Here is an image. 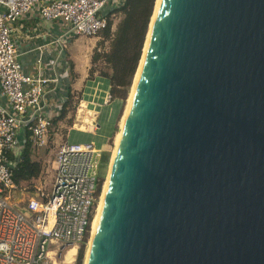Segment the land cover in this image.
<instances>
[{
  "label": "water",
  "instance_id": "water-1",
  "mask_svg": "<svg viewBox=\"0 0 264 264\" xmlns=\"http://www.w3.org/2000/svg\"><path fill=\"white\" fill-rule=\"evenodd\" d=\"M86 264H264V0L160 1Z\"/></svg>",
  "mask_w": 264,
  "mask_h": 264
},
{
  "label": "built area",
  "instance_id": "built-area-1",
  "mask_svg": "<svg viewBox=\"0 0 264 264\" xmlns=\"http://www.w3.org/2000/svg\"><path fill=\"white\" fill-rule=\"evenodd\" d=\"M125 0H0V264H64L70 248L76 254L89 236L96 205L100 199L103 151L92 141L65 142L55 154L50 190L37 189L12 202L20 189L13 180V169L28 135L32 151L46 148L54 128L53 119L61 111L65 92L70 88L68 62L43 61L51 43L36 47L38 56L31 72L18 60V45L13 37L15 25L35 9L39 19L62 23L60 45L71 38L102 35L121 15ZM119 22V21H118ZM118 24V23H117ZM22 137V138H20ZM22 139V143L20 142ZM23 194L22 192L20 195ZM51 246L56 249L50 250Z\"/></svg>",
  "mask_w": 264,
  "mask_h": 264
},
{
  "label": "trees",
  "instance_id": "trees-1",
  "mask_svg": "<svg viewBox=\"0 0 264 264\" xmlns=\"http://www.w3.org/2000/svg\"><path fill=\"white\" fill-rule=\"evenodd\" d=\"M154 2L155 0H125L123 7L119 10L122 18L119 20L112 34L108 51L101 54H93L92 62L103 57L104 62L112 71L111 75H102V77L108 79L110 84L108 92L109 102H107L105 108L101 107V120L96 124L102 128H110V123L106 121V117L114 113L118 109L119 103L127 98L132 79L141 58ZM110 25L111 22L108 23L107 28L102 33L105 38H110L111 36ZM67 62L69 67L68 77L70 78L69 81H71L73 77V65L70 61ZM70 96V89H68L65 92V100L61 105V111L53 119L54 126L65 118ZM20 142H23L22 139H20ZM31 152L33 151L28 141V135H26L21 151L10 155L11 164L15 161L17 155L21 158L20 162L13 169V180L17 185L21 182L36 179L41 173L39 164L31 160ZM108 161L109 154L103 153L101 157L102 170L106 168ZM83 245L78 250L76 264H82L84 255Z\"/></svg>",
  "mask_w": 264,
  "mask_h": 264
},
{
  "label": "rangeland",
  "instance_id": "rangeland-1",
  "mask_svg": "<svg viewBox=\"0 0 264 264\" xmlns=\"http://www.w3.org/2000/svg\"><path fill=\"white\" fill-rule=\"evenodd\" d=\"M121 18H122V16L120 15L119 17L114 19L112 29H114L116 27L118 21ZM55 23L59 27L62 28V23L60 21H57ZM81 38H83V39L77 40L78 44H82L85 46L93 45V48L91 49V51H89V52L86 51L85 54L83 55V58H81V60H80L79 66H80L81 70L85 72V78L82 80V84L78 88H75V86H73L74 88L73 87L69 88L71 96H70V99L68 102V107L66 109V116L61 122H59L52 129V131L50 133V137H49L48 146L46 148H42L39 151L31 152V160L33 162H36L39 164V166L41 168V173L36 179L30 180L28 182H21L19 184L20 189L21 190L25 189V191H19V193L15 195L14 202H12L18 208H20V206H21V200L25 199L28 194H30V195L34 194L37 189H40L45 194L49 192L50 184H51L52 178H53L54 167H55V163H54L55 154L58 150V147L61 144L65 143V142H73V141H79V142L82 141L83 142V141L92 140L91 138L93 136H91V133L90 134L87 132L82 133V132H78L75 130L76 127L84 124L83 118H80V119L77 118V109H78L81 101L83 100V97H84V94L86 91V86H87L88 82H91V83H95V82L103 83L104 82V83H106L107 84L106 91L104 90L105 92H102L100 95V96H103L100 99V102L102 103L101 107L105 108V105L107 104V102H109L108 92H109L110 84H109L108 79L102 77V75H104V74L111 75L112 71H111L110 67L104 62L103 57H101L100 59H98L95 62H92V57H93L94 53L101 54L102 52L108 51L110 42L107 40H109V38H105L104 34H102L98 37H92V38L81 37ZM67 43L64 44V46H67L68 45ZM73 68L75 69L74 63H73ZM76 76H78V75L76 74ZM73 77L75 79V75ZM73 77H72V79H73ZM86 80H88V81H86ZM83 81H86L84 84V87H83V83H84ZM131 87H132V85H131ZM131 87H130V89H131ZM130 89H129V92H130ZM128 95H129V93H128ZM128 95H127V97H128ZM126 100H127V98L124 101H121L119 103L118 109L114 113H112L113 115L110 114V116H112L111 118H110V116L106 117V121H109V123H110L109 129H105V128H102L101 126L96 125L101 120L102 110H100L94 117V122H95L94 139L99 141L103 153L109 154L108 164H107L106 168H104L101 171V175L103 176V184H102L101 190L103 188V185L105 183V178H106L107 173H108L110 158L112 157V152H113V149L115 146V136H116V133L120 131L119 122L122 118L124 108L126 106ZM89 105H91V104H89ZM87 111H93L92 106H89L87 108ZM89 116L90 115H87V114L85 115L86 118L90 119L91 116L90 117ZM21 192L23 194L20 195ZM87 238L89 239V236H87ZM88 239H86L84 241V245H83L84 255H83L82 264H84V261H85ZM49 249L54 250V249H56V247L51 246ZM75 259H76L75 260V264H76L77 257Z\"/></svg>",
  "mask_w": 264,
  "mask_h": 264
},
{
  "label": "crops",
  "instance_id": "crops-1",
  "mask_svg": "<svg viewBox=\"0 0 264 264\" xmlns=\"http://www.w3.org/2000/svg\"><path fill=\"white\" fill-rule=\"evenodd\" d=\"M40 1L47 2L49 0H40ZM14 29L15 30L13 32V37L15 38L18 45V54H19L18 60L26 72L32 71V66L34 65V61L38 56V51L35 50L36 47L42 45L43 43L46 44L51 43V45L48 47V52L47 51L42 52L43 61L47 62L52 59L55 61L57 60L70 61L72 65L74 63L75 69L73 68V74L75 75V79L73 77V79L71 78V81H69L70 87L75 86V88H78L82 84V80L85 78V72L82 71L79 66L80 60L81 58H83V55L85 54L86 51L87 52L91 51L93 45L85 46L82 44H78L77 40L83 39L81 37L71 38L70 41H68V43L65 42L63 43V45H60L58 42L56 43L57 39L61 37V35L63 34L62 28L59 27L56 23L45 22L39 19L35 9L31 11L21 22L15 25ZM66 43L68 45L64 46V44ZM75 73L78 76H76ZM86 81H83L84 82L83 87ZM106 86L107 84L104 82L103 83L88 82L83 100L81 102L99 104L101 107L102 103L100 102V99L103 96L100 95L102 92L106 91V90L104 91ZM87 91L89 93H87ZM0 104L2 105L5 104V101L1 96H0ZM59 122H57V124ZM78 132L85 133L87 131L78 130ZM89 141H83V142L73 141V143H86ZM96 147L102 150V148L98 146Z\"/></svg>",
  "mask_w": 264,
  "mask_h": 264
},
{
  "label": "bare ground",
  "instance_id": "bare-ground-1",
  "mask_svg": "<svg viewBox=\"0 0 264 264\" xmlns=\"http://www.w3.org/2000/svg\"><path fill=\"white\" fill-rule=\"evenodd\" d=\"M160 1L161 0H155V5H154V9H153V14H152V17H151V20H150V24H149V31H148V35H147V38H146V42L144 44V50L142 52V58H141V61H140V64H139V67L136 71V74H135V77L132 81V87L130 89V92H129V95L127 97V100H126V106L124 108V112H123V115H122V118L119 122V127H120V131L116 133V136H115V146H114V149H113V152H112V157L110 158V162H109V168H108V173H107V176L105 178V183L103 185V188L101 190V195H100V199H99V202L97 203L96 205V210H95V215H94V218L91 222V227H90V231H89V239H88V243H87V250H86V255H85V261H84V264H86L87 262V257H88V253H89V250H90V247H91V243L93 241V238H94V235L96 233V229H97V226H98V221H99V217H100V213H101V210H102V206H103V201H104V197H105V194H106V190H107V186H108V181H109V175H110V168H111V165H112V161L115 157V154H116V151H117V147L119 145V141H120V138H121V133H122V129L125 125V122H126V119H127V116H128V113H129V110H130V106H131V102H132V98H133V94H134V90H135V87H136V84H137V80H138V77H139V73H140V70H141V64H142V61H143V57L145 55V51H146V48H147V44H148V41H149V37H150V32H151V28L153 26V23L155 21V18H156V15H157V11H158V7H159V4H160ZM107 88V86H106ZM106 88L104 90H106ZM96 89V88H95ZM95 92V91H94ZM87 93H89L87 91ZM91 104V105H89ZM89 106H92L93 108V111H87V108ZM101 109L100 105L99 104H94V103H86V102H81L78 109H77V118H83V125H79L78 127L75 128V130H79V131H87V133H91V136H93L91 139L92 143H95L96 146L100 147V143L99 141H97L96 139H94V126H95V122H94V117L95 115L99 112V110ZM90 115L91 118H86L85 115ZM89 116V117H90ZM85 125V126H84ZM76 254V248H70L65 256H64V264H70L74 258V255Z\"/></svg>",
  "mask_w": 264,
  "mask_h": 264
}]
</instances>
